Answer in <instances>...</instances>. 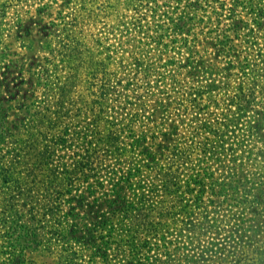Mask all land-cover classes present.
I'll use <instances>...</instances> for the list:
<instances>
[{
    "label": "rangeland",
    "instance_id": "1",
    "mask_svg": "<svg viewBox=\"0 0 264 264\" xmlns=\"http://www.w3.org/2000/svg\"><path fill=\"white\" fill-rule=\"evenodd\" d=\"M0 264H264V0H0Z\"/></svg>",
    "mask_w": 264,
    "mask_h": 264
},
{
    "label": "trees",
    "instance_id": "2",
    "mask_svg": "<svg viewBox=\"0 0 264 264\" xmlns=\"http://www.w3.org/2000/svg\"><path fill=\"white\" fill-rule=\"evenodd\" d=\"M248 104H249V101H242V100H240V99H238V102L236 103V106H238L239 108L241 107L242 109H245V106L247 105L248 106ZM238 108V109H239ZM240 110V109H239ZM168 178V177H167ZM169 184H170V181L169 180H167V179H165V181H164V186H169ZM129 208H134V206H131V205H129Z\"/></svg>",
    "mask_w": 264,
    "mask_h": 264
}]
</instances>
